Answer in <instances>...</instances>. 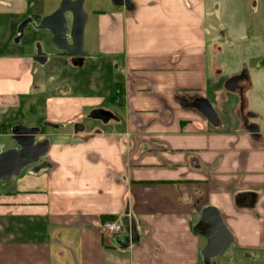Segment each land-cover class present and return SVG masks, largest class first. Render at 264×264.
Listing matches in <instances>:
<instances>
[{
    "label": "crops",
    "instance_id": "1",
    "mask_svg": "<svg viewBox=\"0 0 264 264\" xmlns=\"http://www.w3.org/2000/svg\"><path fill=\"white\" fill-rule=\"evenodd\" d=\"M129 2L89 0L97 43L87 54L120 74L116 113L103 83L54 96L47 54L34 61L35 34L52 37L38 25L59 4L0 0V154L18 148L17 125L47 141L39 161L0 181V264H204L193 227L210 207L233 256L264 258V129L254 138L211 76L216 1ZM208 95L218 127L179 102ZM107 217L122 229L103 234Z\"/></svg>",
    "mask_w": 264,
    "mask_h": 264
},
{
    "label": "rangeland",
    "instance_id": "2",
    "mask_svg": "<svg viewBox=\"0 0 264 264\" xmlns=\"http://www.w3.org/2000/svg\"><path fill=\"white\" fill-rule=\"evenodd\" d=\"M62 0H53V4H59ZM217 6L211 10V16L214 17V26H211V39L214 43H220L221 46H214L210 64L211 76L217 79L219 89H221V98H229L233 102H239L238 92L230 93L224 89V82L230 76L240 73L244 68L248 71V77H251L254 85L253 91H248L251 87L250 79L242 81L243 92V113L259 111L261 118H251L253 122L264 129V0H214ZM91 5V4H90ZM89 0H82V8L86 14V22L83 29V65L73 67L67 64L68 56L57 50L49 40L43 43V32L35 34L37 37L36 51L40 49L46 53L47 64L45 69L47 75L51 76L53 82V93L55 95H66L67 92L90 94L101 90L102 83L105 84L107 106L114 112L120 111V105H114L118 97V89L115 82L120 80V74L110 65V61L101 56H89V43L96 45L97 32L93 25V16L90 13L91 6ZM70 19V16H68ZM40 30V29H39ZM38 31V30H35ZM42 40V41H40ZM262 64L259 70H255ZM261 61V62H260ZM79 81V87L72 84ZM223 91V92H222ZM246 92V93H245ZM207 99L212 104L218 118L222 119L221 110H217V101L212 95ZM117 104V102H116ZM106 106V105H104ZM255 113V112H254ZM226 116V114H224ZM90 121L85 119L84 123ZM53 129V128H52ZM38 136H35V142H38ZM14 144V142H11ZM17 146V144H15ZM18 147V146H17ZM42 156H40L41 158ZM38 159V161L40 160ZM36 163V162H35ZM32 163L31 165H33ZM30 166V165H29ZM28 167V166H27ZM25 167L22 171H26ZM22 172V173H23ZM16 175L12 176L15 179ZM232 245L228 246L220 255L213 258L217 263L225 264H264V258L247 259L243 255H232Z\"/></svg>",
    "mask_w": 264,
    "mask_h": 264
},
{
    "label": "water",
    "instance_id": "3",
    "mask_svg": "<svg viewBox=\"0 0 264 264\" xmlns=\"http://www.w3.org/2000/svg\"><path fill=\"white\" fill-rule=\"evenodd\" d=\"M110 1L114 5H123L127 9L131 7L129 0ZM85 22L86 14L82 8V0H62L55 11L42 18L38 29H45L51 33V43L56 49L69 56L77 57L84 54ZM45 60L46 57L38 50L34 61L43 63ZM248 78V71L243 69L240 73L227 78L223 86L227 92L239 93L243 126L254 138H257L258 125L248 121V117H254L255 114L243 113L244 98L241 82ZM179 102L182 107L199 112L212 126H219L218 116L208 99L199 96L188 99L182 96ZM37 133L36 127L17 125L12 128V138L18 148L8 149L0 154V181H9L12 176L18 175L25 167L37 162L40 156L44 155L47 150V141L35 142ZM193 232L206 238V245L200 252L204 264H211L213 258L220 255L233 242V237L225 227L219 212L212 207L202 212L200 219L193 227Z\"/></svg>",
    "mask_w": 264,
    "mask_h": 264
},
{
    "label": "built area",
    "instance_id": "4",
    "mask_svg": "<svg viewBox=\"0 0 264 264\" xmlns=\"http://www.w3.org/2000/svg\"><path fill=\"white\" fill-rule=\"evenodd\" d=\"M122 227V222L117 219L113 221H106L100 224L99 229L103 234H111L120 231Z\"/></svg>",
    "mask_w": 264,
    "mask_h": 264
},
{
    "label": "flooded vegetation",
    "instance_id": "5",
    "mask_svg": "<svg viewBox=\"0 0 264 264\" xmlns=\"http://www.w3.org/2000/svg\"><path fill=\"white\" fill-rule=\"evenodd\" d=\"M62 54L68 56V59L66 60L67 64L70 65V66H76V67H80L83 65V56H85V54L81 55V56H77V57H72V56H69L67 55L65 52L63 51H60ZM41 55H43L41 53ZM44 56V55H43ZM45 57V56H44ZM245 69V68H244ZM247 81V80H245ZM242 86V85H241ZM243 87V86H242ZM243 92H244V87H243ZM239 94V93H238ZM239 113H240V117H241V120H242V123H243V119H242V115H241V112H240V96H239ZM248 113H251V112H248ZM247 112L245 114H248ZM255 117V116H254ZM254 117H248V121L251 119V118H254ZM247 118V117H246ZM253 123V122H251ZM212 264V263H211Z\"/></svg>",
    "mask_w": 264,
    "mask_h": 264
},
{
    "label": "trees",
    "instance_id": "6",
    "mask_svg": "<svg viewBox=\"0 0 264 264\" xmlns=\"http://www.w3.org/2000/svg\"><path fill=\"white\" fill-rule=\"evenodd\" d=\"M105 219H110V220H113V217H107V218H105Z\"/></svg>",
    "mask_w": 264,
    "mask_h": 264
}]
</instances>
